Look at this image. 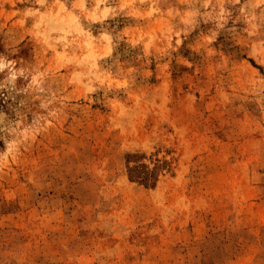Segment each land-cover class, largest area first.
I'll use <instances>...</instances> for the list:
<instances>
[{
  "label": "rangeland",
  "instance_id": "obj_1",
  "mask_svg": "<svg viewBox=\"0 0 264 264\" xmlns=\"http://www.w3.org/2000/svg\"><path fill=\"white\" fill-rule=\"evenodd\" d=\"M0 264H264V0H0Z\"/></svg>",
  "mask_w": 264,
  "mask_h": 264
},
{
  "label": "trees",
  "instance_id": "obj_2",
  "mask_svg": "<svg viewBox=\"0 0 264 264\" xmlns=\"http://www.w3.org/2000/svg\"><path fill=\"white\" fill-rule=\"evenodd\" d=\"M135 176V175H134ZM139 176H143V178H141L142 180H145L147 179V176L146 174H138L136 177H139Z\"/></svg>",
  "mask_w": 264,
  "mask_h": 264
}]
</instances>
